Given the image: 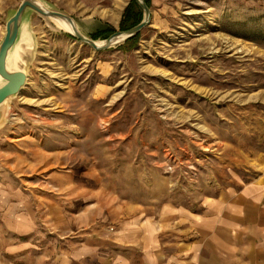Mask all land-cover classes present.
Returning <instances> with one entry per match:
<instances>
[{
  "label": "rangeland",
  "instance_id": "374dc122",
  "mask_svg": "<svg viewBox=\"0 0 264 264\" xmlns=\"http://www.w3.org/2000/svg\"><path fill=\"white\" fill-rule=\"evenodd\" d=\"M23 1L0 0V44ZM34 1L87 38L112 29L101 43L126 31L131 0ZM149 4L150 25L102 52L23 15L33 52L0 125V213L32 217L39 239L128 244L139 221L196 212L259 173L264 0Z\"/></svg>",
  "mask_w": 264,
  "mask_h": 264
},
{
  "label": "crops",
  "instance_id": "0c3cea01",
  "mask_svg": "<svg viewBox=\"0 0 264 264\" xmlns=\"http://www.w3.org/2000/svg\"><path fill=\"white\" fill-rule=\"evenodd\" d=\"M254 162L252 181L207 198L196 212L173 208L161 220L139 221L128 244L47 242L32 217L8 208L0 213V264H264V154ZM126 248L138 257H125Z\"/></svg>",
  "mask_w": 264,
  "mask_h": 264
},
{
  "label": "water",
  "instance_id": "95a60500",
  "mask_svg": "<svg viewBox=\"0 0 264 264\" xmlns=\"http://www.w3.org/2000/svg\"><path fill=\"white\" fill-rule=\"evenodd\" d=\"M133 1L142 10L143 20L131 29L116 32L101 43H97L95 40L82 35L76 23L70 17L59 12L50 11L38 1L24 0L6 23V34L0 44V79L3 81V84L0 85V125L5 119L9 99L18 95L26 83L27 74L24 67L32 59L33 46L27 39V31L23 28V15L27 9L53 21L54 25L94 51L102 52L119 42L133 38L150 25L151 11L149 7L144 0ZM62 23L68 25L70 30L62 28Z\"/></svg>",
  "mask_w": 264,
  "mask_h": 264
},
{
  "label": "trees",
  "instance_id": "16d2710c",
  "mask_svg": "<svg viewBox=\"0 0 264 264\" xmlns=\"http://www.w3.org/2000/svg\"><path fill=\"white\" fill-rule=\"evenodd\" d=\"M144 2L148 7L150 6L149 0H144ZM141 20H142V12L139 6L133 0H131L129 5L124 10L121 20L120 30L131 29L132 27L138 25L141 22ZM112 32H113L112 29L98 31L97 34L92 36V39H96L100 37L104 38Z\"/></svg>",
  "mask_w": 264,
  "mask_h": 264
},
{
  "label": "bare ground",
  "instance_id": "6f19581e",
  "mask_svg": "<svg viewBox=\"0 0 264 264\" xmlns=\"http://www.w3.org/2000/svg\"><path fill=\"white\" fill-rule=\"evenodd\" d=\"M62 28H64V29H69L70 30V27L68 26V25H66V24H64V23H62Z\"/></svg>",
  "mask_w": 264,
  "mask_h": 264
}]
</instances>
